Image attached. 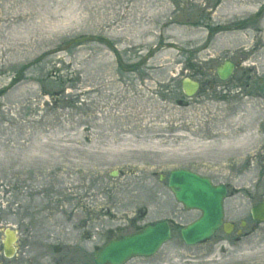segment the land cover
Here are the masks:
<instances>
[{
  "label": "rangeland",
  "instance_id": "1",
  "mask_svg": "<svg viewBox=\"0 0 264 264\" xmlns=\"http://www.w3.org/2000/svg\"><path fill=\"white\" fill-rule=\"evenodd\" d=\"M263 7L0 0V91L20 75L0 98V264H95L108 241L163 220L172 240L127 264H264V224L250 238L220 230L186 245L180 231L200 213L168 188L177 169L229 183L225 221L254 225L250 210L264 200V14L252 16ZM99 36L110 45L69 46ZM225 61L236 69L221 81ZM185 78L201 84L192 98ZM6 229L17 233L12 259Z\"/></svg>",
  "mask_w": 264,
  "mask_h": 264
},
{
  "label": "water",
  "instance_id": "2",
  "mask_svg": "<svg viewBox=\"0 0 264 264\" xmlns=\"http://www.w3.org/2000/svg\"><path fill=\"white\" fill-rule=\"evenodd\" d=\"M263 13L264 7L253 16V19L261 17ZM98 41L109 43L105 37H84L73 41L69 46ZM234 70L235 64L225 61L216 73L222 81H226L232 76ZM19 81L20 75L13 80L10 87L0 91V98L4 97L9 89ZM199 87L198 82L188 78L182 82V89L187 97L194 96ZM112 176L116 177L117 173H113ZM168 187L175 200L185 209L201 213L200 218L181 229V236L186 245L195 246L204 243L221 228L226 234L232 233L233 225L224 223V202L227 196V189L224 185H214L210 178L188 170L178 169L170 173ZM251 213L255 221L263 223L264 201L254 206ZM171 239L170 224L167 221H159L134 234L110 240L95 251L94 262L95 264H127L135 258H150L155 256ZM16 240V233L7 229L3 242L4 255L7 258H11L15 254Z\"/></svg>",
  "mask_w": 264,
  "mask_h": 264
},
{
  "label": "flooded vegetation",
  "instance_id": "3",
  "mask_svg": "<svg viewBox=\"0 0 264 264\" xmlns=\"http://www.w3.org/2000/svg\"><path fill=\"white\" fill-rule=\"evenodd\" d=\"M222 185H225L227 187V190H228L227 197L229 198L230 197V191H231L229 183H224ZM225 217H226V211H225ZM250 217H251V220L254 223V225L250 229H248L249 223L247 221H241L239 223V228H236L235 224L233 223L234 224V230H233V232L230 235H234L236 240H242V239H245V238L253 237L257 233L258 228L263 225L261 223L255 222L252 219L251 211H250ZM223 233H224V231H223ZM17 255H18V253L16 251V255L15 256H17Z\"/></svg>",
  "mask_w": 264,
  "mask_h": 264
},
{
  "label": "bare ground",
  "instance_id": "4",
  "mask_svg": "<svg viewBox=\"0 0 264 264\" xmlns=\"http://www.w3.org/2000/svg\"><path fill=\"white\" fill-rule=\"evenodd\" d=\"M252 137L254 136V135H251Z\"/></svg>",
  "mask_w": 264,
  "mask_h": 264
}]
</instances>
